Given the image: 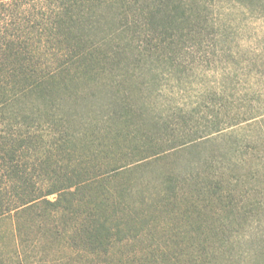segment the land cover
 <instances>
[{
    "label": "trees",
    "instance_id": "1",
    "mask_svg": "<svg viewBox=\"0 0 264 264\" xmlns=\"http://www.w3.org/2000/svg\"><path fill=\"white\" fill-rule=\"evenodd\" d=\"M194 5L0 0V219L43 245L17 264H227L259 222L264 38L232 52ZM203 45L215 85L189 107L159 100ZM252 255L264 264V239Z\"/></svg>",
    "mask_w": 264,
    "mask_h": 264
},
{
    "label": "rangeland",
    "instance_id": "2",
    "mask_svg": "<svg viewBox=\"0 0 264 264\" xmlns=\"http://www.w3.org/2000/svg\"><path fill=\"white\" fill-rule=\"evenodd\" d=\"M151 3L153 0H146ZM163 3L172 5L179 0H162ZM186 3L195 4V9L204 11L206 10L207 17H213L214 21L218 24L225 23L224 31L228 35V39L232 41L229 46V50L236 53H243V40H250L256 42L260 38H264V22L248 19V17H264V14H254L253 10L243 5V0H183ZM29 1L28 3H32ZM35 4L34 2L32 5ZM29 7V5L27 6ZM33 7V6H32ZM31 7V8H32ZM205 7V8H203ZM2 15L6 13L3 12ZM203 45V48L195 47L191 49L189 56L186 59L188 63H194L196 68L192 69L188 79H184L181 82H165L162 92L159 93V100H175L179 104L185 107H189L191 103L196 101L199 96L208 92L209 86H214L215 81L220 78V72L216 73L215 70H209L208 61L211 59L212 50ZM198 49V50H197ZM201 49L202 51H199ZM204 52V54H203ZM210 52V53H209ZM209 53V55H208ZM216 60L219 62L222 60L221 50L214 49ZM215 65L212 64L211 69H214ZM216 73V74H215ZM264 105V103H263ZM156 178V177H152ZM15 215L13 213L0 219V264H17V260L25 258L26 253L30 248L40 249L43 245L39 240V235L33 228V231L27 234L28 230L24 234L26 237L33 239L32 242L21 244L20 240H17L16 232L14 231ZM259 220V219H258ZM264 239V214L260 216V220L253 223L252 228L247 232H242L235 237L234 244L231 248L224 249L225 252H220V255L226 257L223 263L227 262L228 258L233 261L234 264H252V253L256 250V245L259 241ZM139 247L138 245L136 246ZM230 250V251H229ZM229 252V253H227ZM20 257H19V255ZM55 253V246L53 245L49 249L48 253L43 254V258L50 259ZM41 257V252L36 255L35 260ZM19 258V259H18ZM31 264H35L34 262Z\"/></svg>",
    "mask_w": 264,
    "mask_h": 264
}]
</instances>
